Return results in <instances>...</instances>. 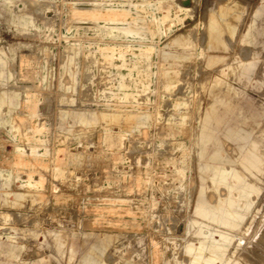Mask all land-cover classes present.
Instances as JSON below:
<instances>
[{
  "label": "rangeland",
  "instance_id": "obj_1",
  "mask_svg": "<svg viewBox=\"0 0 264 264\" xmlns=\"http://www.w3.org/2000/svg\"><path fill=\"white\" fill-rule=\"evenodd\" d=\"M0 264H264V0H0Z\"/></svg>",
  "mask_w": 264,
  "mask_h": 264
},
{
  "label": "bare ground",
  "instance_id": "obj_2",
  "mask_svg": "<svg viewBox=\"0 0 264 264\" xmlns=\"http://www.w3.org/2000/svg\"><path fill=\"white\" fill-rule=\"evenodd\" d=\"M179 7L184 9V10H190V6H183L182 4L181 5L179 4ZM78 8L84 9V10L93 9L90 7L86 8V6H85V8H84V6L78 7ZM191 8H193V7H191ZM113 11H118V10H113ZM122 11H124V9ZM96 14L100 15L101 12H97ZM115 14H118V12H115ZM167 72H170L173 75L176 74L175 69H170V70L168 69ZM170 79L171 78H166L167 81H169ZM9 98L14 99V98H16V96L12 95V96H9ZM114 118L116 119L117 117H114ZM80 122L83 124H86L87 120L85 118H80ZM208 125H209V122L204 121V125L200 129L199 140H200L201 145H202V141L204 142L206 139H209L210 137L212 139V137H213L212 133H211V129H209ZM250 158H251V161L254 160L253 156H251ZM213 165H214V170L211 171L212 164H209V163L206 164V169H205L207 175L211 176L212 182L216 181V177H219L225 183L229 180L231 182V187H230L231 196L228 198L229 200H227V202H226V206H227V208L225 210L226 215L224 218H221L217 213L208 211L207 207L203 203L197 204L196 209H195V214L201 215L204 217H209L210 219H212L214 221H218L221 224L226 225V226H230V227L236 226L237 224L232 223V220H234L232 217L238 218V217H241V215H243V213H244L241 210L243 207V204L239 203V201H238V193L243 187L246 188V190H248V189L250 190V189H253L255 187L249 182V180H246L245 174L240 172L239 170H237V168L236 169L231 168L229 174H226V169L221 168V165H219V164H213ZM255 167H257V169H260V164L258 163V160L255 163ZM26 183H28V182H26ZM202 194H203V192H202ZM203 196H204V194H203ZM200 199H203V197ZM220 205L221 206L225 205V199L221 200ZM203 232H204L205 236H207L208 230L203 229ZM216 233L218 234V236L220 238L223 239L220 241L218 240L217 245L222 247V246H225L226 244L231 242V238L228 235H226L222 232H215V234ZM217 249H220V248H217Z\"/></svg>",
  "mask_w": 264,
  "mask_h": 264
},
{
  "label": "crops",
  "instance_id": "obj_3",
  "mask_svg": "<svg viewBox=\"0 0 264 264\" xmlns=\"http://www.w3.org/2000/svg\"><path fill=\"white\" fill-rule=\"evenodd\" d=\"M215 110L217 112V116H218V114H221L224 117V119H226L228 114H229V112L231 111V107L230 108L226 107L225 109H223L221 111H220V109L217 110V107H216ZM206 118H208V117H206ZM217 118H219V117H217ZM208 127H209V129H211V124H209Z\"/></svg>",
  "mask_w": 264,
  "mask_h": 264
}]
</instances>
